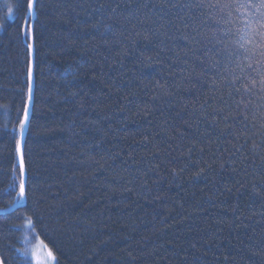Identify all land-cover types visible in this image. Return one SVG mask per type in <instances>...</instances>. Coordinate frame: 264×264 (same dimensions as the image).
<instances>
[{
	"label": "trees",
	"instance_id": "16d2710c",
	"mask_svg": "<svg viewBox=\"0 0 264 264\" xmlns=\"http://www.w3.org/2000/svg\"><path fill=\"white\" fill-rule=\"evenodd\" d=\"M199 2L38 0L29 194L0 216L6 264L23 260L25 208L58 264H264V129L201 74L190 37L207 28L185 6ZM22 3L0 0V212L14 206Z\"/></svg>",
	"mask_w": 264,
	"mask_h": 264
},
{
	"label": "snow or ice",
	"instance_id": "6c2138e0",
	"mask_svg": "<svg viewBox=\"0 0 264 264\" xmlns=\"http://www.w3.org/2000/svg\"><path fill=\"white\" fill-rule=\"evenodd\" d=\"M38 0H24L20 7H25L24 35L31 40L27 45L28 66L25 87L22 89L24 96L20 108L17 109V117L11 130L7 123L4 125L6 131H10L11 139L15 141V158L12 163V171L16 173L12 184L9 185L13 192L7 196L13 197V205L25 204L29 194V167L26 163V131L31 128L32 117L35 110V29L28 23V18L36 13ZM197 21L198 29L207 28L206 33L197 31V36L190 39L201 48L193 49L194 55L199 59V67L202 75L211 73V87L214 92L221 93L220 103L226 105L229 111H235L237 122L247 124L250 120L253 126L259 119V127L264 129V0H200L199 3L185 5ZM204 9H208L204 13ZM14 9L9 7L8 15L11 18ZM201 12L203 18L197 17ZM207 57V59H205ZM195 84L197 81H190ZM210 102V101H209ZM3 106H0L2 108ZM223 110V108H221ZM9 122H12L9 118ZM264 148V141L256 143L253 140V150ZM18 177V182H17ZM3 195V193H0ZM19 219L22 224H14L13 228L24 234L25 248H16L15 252L23 260L17 264H58L53 251L47 248L46 256L40 258L33 252L29 257L27 245L30 243L28 234L36 227L34 217L27 214ZM0 264H6L0 258Z\"/></svg>",
	"mask_w": 264,
	"mask_h": 264
},
{
	"label": "rangeland",
	"instance_id": "374dc122",
	"mask_svg": "<svg viewBox=\"0 0 264 264\" xmlns=\"http://www.w3.org/2000/svg\"><path fill=\"white\" fill-rule=\"evenodd\" d=\"M30 243L27 245L29 249V257H31L32 253L35 252L40 258H43L46 256V249L44 248V245L38 240L33 241V237L28 234ZM23 244L25 245L24 241Z\"/></svg>",
	"mask_w": 264,
	"mask_h": 264
},
{
	"label": "water",
	"instance_id": "95a60500",
	"mask_svg": "<svg viewBox=\"0 0 264 264\" xmlns=\"http://www.w3.org/2000/svg\"><path fill=\"white\" fill-rule=\"evenodd\" d=\"M35 16V15H34ZM34 16L33 17H30V19H31V25L33 26V23H34ZM32 41L30 40V43H31ZM26 136H27V131H26V134H25ZM26 202V201H25ZM25 206V204L23 205V206H21V205H14L11 209H9V210H7V211H4V212H0V216H5V215H9V214H11V213H13V212H15V211H17L18 209H20V208H22V207H24Z\"/></svg>",
	"mask_w": 264,
	"mask_h": 264
}]
</instances>
